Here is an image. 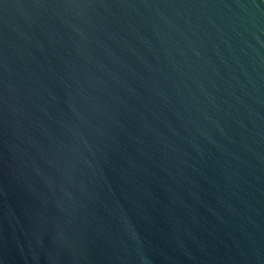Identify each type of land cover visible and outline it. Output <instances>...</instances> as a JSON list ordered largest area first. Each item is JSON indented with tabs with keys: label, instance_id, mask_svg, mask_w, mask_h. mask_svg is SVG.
Listing matches in <instances>:
<instances>
[{
	"label": "water",
	"instance_id": "1",
	"mask_svg": "<svg viewBox=\"0 0 264 264\" xmlns=\"http://www.w3.org/2000/svg\"><path fill=\"white\" fill-rule=\"evenodd\" d=\"M0 264H264V0H0Z\"/></svg>",
	"mask_w": 264,
	"mask_h": 264
}]
</instances>
